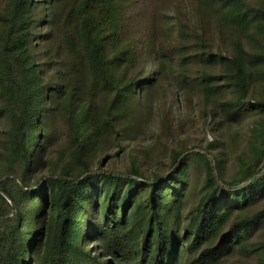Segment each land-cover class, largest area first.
Masks as SVG:
<instances>
[{"label":"trees","instance_id":"1","mask_svg":"<svg viewBox=\"0 0 264 264\" xmlns=\"http://www.w3.org/2000/svg\"><path fill=\"white\" fill-rule=\"evenodd\" d=\"M263 80L264 0H4L0 264H264ZM166 83L222 127L254 117L231 176L215 141L175 150L165 173L100 160Z\"/></svg>","mask_w":264,"mask_h":264},{"label":"rangeland","instance_id":"2","mask_svg":"<svg viewBox=\"0 0 264 264\" xmlns=\"http://www.w3.org/2000/svg\"><path fill=\"white\" fill-rule=\"evenodd\" d=\"M3 2L4 0H0V5ZM262 83L264 90V80ZM166 89L168 90L165 92L154 91L153 106L151 109H146L143 129L137 133V137L133 139L125 134L119 138L110 136L105 139L100 151V160L111 169H126L137 161L142 163L150 175L155 172L165 173L175 150L195 146L208 148L210 142L215 141L220 144V150L230 153L229 166L233 165L234 168L227 169L226 175L231 176L236 170L234 165L236 157L244 150H248L246 143L254 117L237 125L222 127L218 124V120L208 116L199 95L191 94L189 100L177 92V103L171 83H166ZM8 122L7 118H0V151ZM55 123V142L50 153L51 160L55 163L54 167L59 163V158L68 145L66 122L58 117ZM157 124L158 128H156ZM195 167L201 165L196 164L192 170ZM46 169L44 171L51 168ZM203 178V169L192 171L193 185L199 182V188H203ZM249 262H251L249 259L236 254L225 258V264H249Z\"/></svg>","mask_w":264,"mask_h":264}]
</instances>
